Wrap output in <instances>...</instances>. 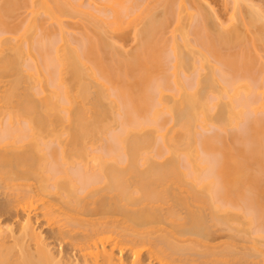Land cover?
Segmentation results:
<instances>
[{"label":"bare ground","instance_id":"obj_1","mask_svg":"<svg viewBox=\"0 0 264 264\" xmlns=\"http://www.w3.org/2000/svg\"><path fill=\"white\" fill-rule=\"evenodd\" d=\"M97 1L0 0V264H264V3Z\"/></svg>","mask_w":264,"mask_h":264},{"label":"rangeland","instance_id":"obj_2","mask_svg":"<svg viewBox=\"0 0 264 264\" xmlns=\"http://www.w3.org/2000/svg\"><path fill=\"white\" fill-rule=\"evenodd\" d=\"M72 1L76 2V0H72ZM79 1H81V2H80V5L82 4L83 6L81 5V7H83L84 9H85L86 6H88L87 8L90 7V9H93L94 12H96V13H101V12H99L100 10H97V8H98V6H99L100 4L97 5L96 3H100L99 1L95 0V2H94V0H91V1H93V2L95 3V4H94L93 2L91 3L90 0H89L90 2H88V0H78V4H79ZM82 1H83V2H82ZM251 1H252V0H251ZM253 1H255L254 3H258V5H259L260 2H261V4H260L261 6H262V4L264 3V0H253ZM87 4H90V6L87 5ZM263 6H264V4H263ZM263 6H262V7H263ZM94 7H95V8H94ZM96 7H97V8H96ZM216 8H218V7L214 6V9H215V10H216ZM95 9H96V10H95ZM98 9H102V8H100V6H99ZM217 10H220V12H219V11H216L218 15L215 13V14L217 15V17H218V20H219V21L221 20V21H220L221 24H224V25H225V24H226L225 22H227L226 20H228L227 17H229V16H228L229 13H227L228 15H225L226 13H224V12H225L226 10L223 11V12H222V10H224V9H217ZM97 11H98V12H97ZM218 12H219V13H218ZM226 12H228V10H227ZM23 14L26 15V13L23 12V13L21 14V18H23V17L25 16V15L23 16ZM219 17H220V19H219ZM222 22H223V23H222ZM171 24H173V23L170 22V24H168V25H171ZM227 24H228V23H227ZM171 26H172V25H171ZM166 30H168V26H167ZM170 30H171V29H170ZM166 33H167V31H166ZM168 34H169V33H168ZM129 41H130V42H129ZM129 41H128V43H126L127 41L125 42L126 44H124V45H126V46L123 47V50H124V51H125V49H126V50L132 49V48H134V46H135V42H134V41H131V40H129ZM122 45H123V43H122ZM32 218L36 219L35 216H33V214H32ZM34 219H33V220H34ZM38 225H39V224H36V223H35V226H37L38 230H40V229L42 230V231H41V230H40V231L42 232L43 236L45 235V237H49V236L52 234V231H51V230H50V231H51V232H50V231H48L49 229H47V228L40 227V226H39V227H40V228H39ZM47 231H48V232H47ZM48 233H49V234H48ZM48 239H49V238H48ZM69 249H70V248H69ZM69 249H68L67 251H69ZM70 250H71V249H70ZM67 253H68V252H67ZM69 254H70V255L72 254V255H73V256H72L73 258H74V257H77V256H74V255L77 254V253H75L74 250H73V251H69Z\"/></svg>","mask_w":264,"mask_h":264}]
</instances>
